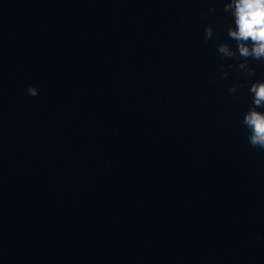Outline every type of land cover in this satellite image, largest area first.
I'll return each mask as SVG.
<instances>
[{
    "label": "clouds",
    "instance_id": "obj_1",
    "mask_svg": "<svg viewBox=\"0 0 264 264\" xmlns=\"http://www.w3.org/2000/svg\"><path fill=\"white\" fill-rule=\"evenodd\" d=\"M210 11L215 13L216 9L212 8ZM222 11L232 17L233 23L227 27V36L235 42V49L227 43H220L216 46L217 52L222 57L238 60L237 67L251 77L255 72L249 66V59L264 61V0H226ZM212 37L213 27L209 24L205 28V41ZM227 75L224 72V77ZM236 90L237 86L233 85L229 88V93H235ZM27 92L35 97L39 90L36 86H29ZM249 92L252 95V105L241 123L248 130L249 144L253 148L264 150V111L258 110L264 108V80L252 82Z\"/></svg>",
    "mask_w": 264,
    "mask_h": 264
}]
</instances>
